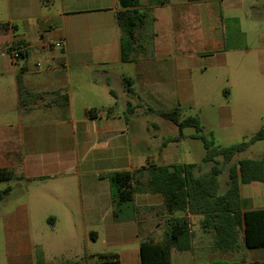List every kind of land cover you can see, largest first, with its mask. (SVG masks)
I'll list each match as a JSON object with an SVG mask.
<instances>
[{"label":"crops","instance_id":"0c3cea01","mask_svg":"<svg viewBox=\"0 0 264 264\" xmlns=\"http://www.w3.org/2000/svg\"><path fill=\"white\" fill-rule=\"evenodd\" d=\"M140 3L149 16L138 34L142 48L123 62L118 0H0V169L13 174L5 181L9 194L18 189L16 205L3 215L7 264H92L90 242L101 236L119 247L120 264H140V240H156L153 224L159 214L167 217L162 196H135L134 206L154 207L148 211L153 216L139 219L141 210L133 219L117 220L102 176L149 163H186L176 156L184 131L170 141L178 128L160 114L176 110L183 119L182 111L197 110L206 125L203 109L215 105L205 96L214 91L227 99V70L250 68L248 25L264 16V0ZM258 32L254 50L257 67L264 68V29ZM13 43L26 50L25 57L12 59ZM18 77L26 92L21 100ZM63 95L66 105L59 102ZM217 109L230 114L225 106ZM150 115L166 122L158 125ZM162 128L172 134L160 140ZM258 183L240 186L243 209L264 208L254 203L261 190L251 185ZM192 219L199 224V217ZM191 231V249H172V264L174 253H223L212 248V235ZM44 233L53 235L57 252H67L68 259L51 261ZM224 254L229 263L264 262V247Z\"/></svg>","mask_w":264,"mask_h":264},{"label":"trees","instance_id":"16d2710c","mask_svg":"<svg viewBox=\"0 0 264 264\" xmlns=\"http://www.w3.org/2000/svg\"><path fill=\"white\" fill-rule=\"evenodd\" d=\"M49 4L51 0H42ZM169 0H148L149 4H165ZM120 10L116 20L120 29V50L123 62L133 61L142 46L138 44V34L148 22V9L142 7L140 0H118ZM0 27H5L0 24ZM21 49V57L26 50ZM126 90L134 94L132 82L124 79ZM20 100L26 93L21 79H17ZM40 95L35 96L39 99ZM59 102L67 104V97L60 96ZM178 128V135L170 141L184 137L186 128H193V138L201 139L205 155L203 161L210 163L207 172L196 174L192 163L169 166L149 163L135 170L113 171L104 174L109 183L113 216L117 220L133 219L141 210L152 211L154 207L136 208L135 196L138 194H159L162 208L167 217L165 229L160 240L141 239L139 242L140 264H172L171 251L191 249L193 233L190 228L192 217H199V227L204 233L212 235L214 250L223 253L240 252L243 249L264 247V208L243 209L240 186L253 182L264 183V157L260 159L237 158L253 143L264 140V130L257 131L248 140L229 146H216L210 134H205V126L199 116L179 118L176 110L160 114ZM236 160V162H234ZM228 169L227 189L220 191L219 176ZM10 170L0 169V182L11 180ZM10 192V187L0 189V201ZM37 264H45L41 259ZM95 264H120L117 252L97 254ZM226 264H264V262H227Z\"/></svg>","mask_w":264,"mask_h":264},{"label":"rangeland","instance_id":"374dc122","mask_svg":"<svg viewBox=\"0 0 264 264\" xmlns=\"http://www.w3.org/2000/svg\"><path fill=\"white\" fill-rule=\"evenodd\" d=\"M140 1L146 2L147 0ZM260 28L264 29V16H260L248 25L249 47L251 48L250 68H230L225 73L228 80L225 85L227 89L232 92L231 95L227 99H221L219 95L216 97V92L212 91L208 96H205L207 98L205 101L208 100L215 105V108L206 107L203 109V115L207 121V124L204 125L205 134H210L216 146L225 147L236 144L243 140H248L257 131L261 129L264 130V68L257 67V59L254 50L258 45V35L260 34L258 29ZM261 35L264 37V32L261 33ZM216 106L227 107L230 112L229 116H221ZM190 115L199 116V112L197 110H184L180 113L181 118ZM148 119L149 121L156 122L158 125L160 122H166L152 115H150ZM184 133L185 138L182 140L181 145H177L179 146L176 154L177 160L182 159L186 163L195 164L196 168L201 170V173L207 172L211 164L203 161L205 148L202 140L190 137V135L195 133L193 128H186ZM171 134V132L162 128L159 139L161 140L162 137L164 138ZM263 157L264 140H259L253 143L246 151L239 154L237 158L260 159ZM234 162H236V160ZM227 171L228 169L225 168L219 176L221 192H224L227 189ZM196 174H200L198 173V170ZM15 182L16 180H13L10 184L14 186ZM6 184V182H1L0 189H3ZM251 186L261 190V194L254 196V203L256 205H264V184L258 183ZM17 195L18 189L14 186L13 191L8 194L5 199L0 201V264H7L5 248L7 233L3 225V215L8 208L16 205ZM150 215L153 216L154 213L149 214L148 211L142 210L139 213L138 218L142 219L149 217ZM34 221L38 222L39 218H34ZM190 223L191 228L193 227L195 232L201 230L197 220L191 218ZM164 227V217L159 214L156 222L153 224V231L151 233L156 237V240L162 238ZM146 233V229H141V234ZM42 235L49 245V257L52 262H62L65 261V259H68L67 252H64L63 255H60L57 252L55 247L56 243L55 240H53V235L51 233H44ZM206 235L211 236V234ZM32 236L33 238H36L37 234L32 232ZM118 249V246L108 245L103 236L98 240H91L90 258L92 264L95 263L97 254L109 251L117 252ZM214 253L215 252H211L207 248L199 251L195 249L192 253L193 255L190 253H181V257H176L174 253V262L175 264H186L188 258H190V264H226L228 262V260H226L228 259L227 254L218 253V255L215 256Z\"/></svg>","mask_w":264,"mask_h":264},{"label":"built area","instance_id":"2783aa9c","mask_svg":"<svg viewBox=\"0 0 264 264\" xmlns=\"http://www.w3.org/2000/svg\"><path fill=\"white\" fill-rule=\"evenodd\" d=\"M54 48L63 49V43L62 42H55L52 44ZM21 56V49L20 48H14L11 51V57L13 60H18ZM191 228V225H190Z\"/></svg>","mask_w":264,"mask_h":264}]
</instances>
